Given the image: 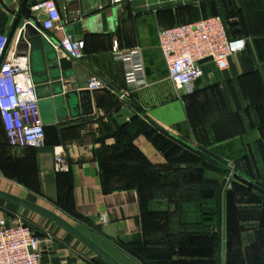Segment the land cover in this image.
Segmentation results:
<instances>
[{
    "label": "crops",
    "instance_id": "crops-1",
    "mask_svg": "<svg viewBox=\"0 0 264 264\" xmlns=\"http://www.w3.org/2000/svg\"><path fill=\"white\" fill-rule=\"evenodd\" d=\"M55 2L61 27L45 30L47 35L40 32L43 48L50 50V43L66 34L83 39L80 61L56 49L60 67L79 64L106 87L92 95L93 114L59 120L64 116L48 80L39 97L45 130L39 148L9 147L0 118V189L49 205L121 264H264V0ZM21 3L0 0V33L8 36ZM25 11L35 18L43 14L31 12L28 5ZM213 15L238 21L237 35L247 39L246 48L229 57L225 70L210 60L203 62L202 75L179 89L168 77L159 31ZM18 31L8 48L29 55V44L25 51L18 47ZM115 46L140 49L144 85H128L123 63L111 54ZM31 57L34 79L43 78L39 50ZM59 81L63 93L76 89L75 74ZM122 106L204 158H196L183 145L175 157L167 155L146 134L137 133L130 142L159 176L154 194L131 183L125 187L129 166L124 168L126 175H102L100 157L121 142L115 134L122 125L113 115ZM127 123L131 125V120ZM57 149L66 154L67 172L53 169ZM207 157L214 163L207 165ZM189 165L202 167L203 178L219 182L216 201L186 196L191 186L178 179ZM21 210L26 209L0 198V218L12 222ZM108 223L114 225L116 238L101 233V226ZM55 228L61 231L42 236L43 264H106L72 235Z\"/></svg>",
    "mask_w": 264,
    "mask_h": 264
},
{
    "label": "built area",
    "instance_id": "built-area-1",
    "mask_svg": "<svg viewBox=\"0 0 264 264\" xmlns=\"http://www.w3.org/2000/svg\"><path fill=\"white\" fill-rule=\"evenodd\" d=\"M129 1L110 0V3L121 5ZM30 10L46 15L43 30L61 27L55 0L38 1ZM246 44L244 36L229 35L228 27L219 15L164 28L158 34V46L167 65L168 77L179 89L188 88L202 75L201 61L210 59L218 70H225L229 57L245 50ZM55 48L68 59L80 61L84 56L85 42L66 34ZM111 54L123 63L129 86L145 84L139 48L123 50L115 46ZM104 87L106 84L101 79L89 75L86 87L89 91ZM120 97L125 98L123 94ZM39 100L30 72L29 55L11 52L7 47V36L0 33V118L9 147L39 148L44 145L45 130ZM53 169L55 172L69 170L63 149L55 150ZM42 242V235L20 216L12 222L0 218V264H43Z\"/></svg>",
    "mask_w": 264,
    "mask_h": 264
},
{
    "label": "water",
    "instance_id": "water-1",
    "mask_svg": "<svg viewBox=\"0 0 264 264\" xmlns=\"http://www.w3.org/2000/svg\"><path fill=\"white\" fill-rule=\"evenodd\" d=\"M37 1L32 0L29 4L27 0H22V3L17 12L14 13V21L11 30L7 36V47L12 42L15 34L18 31V47L20 50H26L28 44L30 45V72L32 79L36 84L37 96L43 94V90L46 88V82L50 80L52 83L49 87L53 89L54 103L58 110L61 111L64 117H60L59 120L67 118H74L81 115H90L94 113L93 105V91H89L87 87V79L89 73L82 69L79 64L74 65L71 69H61L58 61V53L55 46L58 45V41L53 40L50 43V50L43 48V40L40 36V32L47 35V32L42 28V22L46 20L45 14H40L37 18L29 13H26V6L32 7L36 5ZM39 50L41 54V75L43 78L38 80L34 79V71L32 70V54L33 51ZM46 56H43V53ZM205 59L200 63L208 61ZM73 74L76 76V89L63 93V85L59 81L61 79H68ZM46 92V91H45ZM134 113L127 106H122L113 117L116 119L119 125L126 124L129 120L134 118ZM251 183V182H250ZM253 184V183H251ZM254 185V184H253ZM0 198L15 203L22 208L31 211L39 216L52 222L59 228L63 229L75 239L80 241L89 250H91L97 257H99L106 264H121L113 256H111L105 249H103L98 243L89 238L78 228L68 222L61 215L52 211L38 203L32 202L26 198L17 196L15 194L6 192L0 189ZM101 233L111 238H116L114 232V225L112 223L104 224L101 226Z\"/></svg>",
    "mask_w": 264,
    "mask_h": 264
},
{
    "label": "trees",
    "instance_id": "trees-1",
    "mask_svg": "<svg viewBox=\"0 0 264 264\" xmlns=\"http://www.w3.org/2000/svg\"><path fill=\"white\" fill-rule=\"evenodd\" d=\"M224 22L228 27V32L230 36L234 37L240 32V25L238 21L230 19L228 21L224 20ZM127 124L128 123L120 126V128L116 131L115 137L118 141H121L120 144L119 142H117L115 147L109 154L100 157L102 175L123 176L126 175L124 174V168H127V166L130 167V170L127 174L130 178L125 179V187L129 186V183H131L132 186H136L139 190L148 188L152 191L154 190V185H156V182L159 178L158 173L155 170V166L151 165L149 162H146L143 155L138 150H136L130 142V139L137 133L146 134L153 141V143H155L157 147L163 149L167 155L172 154L175 157L176 152H181V147L186 146L197 154L196 158L199 159V156L204 158L202 153H199L197 150L186 145V143H184L177 137L166 133L164 130H162L159 126L155 124H145L136 116L131 119V125L127 126ZM176 157L178 159L181 156ZM210 163L214 162L207 157L206 164L209 165ZM180 171H183V174H181L182 176L178 180H180L181 184L191 186L192 190L190 193L186 194V196H188L192 200H200L205 197L209 200H217V197L219 195L220 184L214 179L203 178L202 167L193 168L191 165H189L188 167ZM122 180L124 181V178H122ZM179 184V181H177V185ZM170 193H172V191ZM153 194L154 191H152V195ZM175 195L180 196V194L177 193ZM142 206H144V203H142ZM72 214L75 218L79 220H85L83 217L79 216L76 213ZM211 239H215V237L212 235ZM126 249L133 254L136 253L132 249Z\"/></svg>",
    "mask_w": 264,
    "mask_h": 264
},
{
    "label": "rangeland",
    "instance_id": "rangeland-1",
    "mask_svg": "<svg viewBox=\"0 0 264 264\" xmlns=\"http://www.w3.org/2000/svg\"><path fill=\"white\" fill-rule=\"evenodd\" d=\"M212 167L216 169L215 166ZM219 174L222 175L221 172ZM41 204L43 206L44 203ZM44 206L52 211H55L54 209H51L49 205H44ZM55 212L58 213L59 215H62L58 211ZM16 216H20L24 221H26L28 224L31 225V227L35 232L41 234L42 236H47L49 234H52L54 230L58 233L61 231L58 230V228H55L56 226H54V224L51 223L50 221L28 210H21V212L18 213Z\"/></svg>",
    "mask_w": 264,
    "mask_h": 264
}]
</instances>
